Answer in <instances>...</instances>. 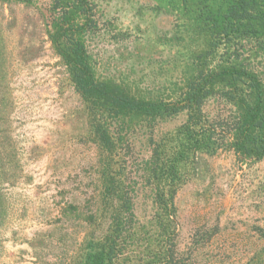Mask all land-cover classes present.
Wrapping results in <instances>:
<instances>
[{
    "label": "rangeland",
    "instance_id": "obj_1",
    "mask_svg": "<svg viewBox=\"0 0 264 264\" xmlns=\"http://www.w3.org/2000/svg\"><path fill=\"white\" fill-rule=\"evenodd\" d=\"M90 1L97 28L85 43L95 77L175 99L191 51L204 47L188 13L171 0ZM47 2L0 0V264H94L97 242L120 209V197H104L87 103L49 37ZM246 62L264 78V52ZM222 107L210 97L202 108L213 116ZM185 119V111L158 115L128 135L135 162L129 176L137 180L131 220L142 245L117 251L114 263L144 264V255L160 252L165 264H264V157L222 147L182 163L175 229L162 230L138 168L150 155L149 138Z\"/></svg>",
    "mask_w": 264,
    "mask_h": 264
},
{
    "label": "trees",
    "instance_id": "obj_2",
    "mask_svg": "<svg viewBox=\"0 0 264 264\" xmlns=\"http://www.w3.org/2000/svg\"><path fill=\"white\" fill-rule=\"evenodd\" d=\"M2 1L32 4L37 0ZM171 1L193 19V32L204 47L191 51L176 86L177 96L170 101L133 93L116 80L95 77L85 43L97 28L92 1L47 2L49 37L69 65L71 81L87 103L88 140L99 152L104 197L112 201L121 198L110 234L97 242L94 264H115L117 251L142 245L131 220L130 190L137 180L129 176L135 162L130 159L133 149L128 135L137 125L158 115L186 112L185 121L174 130L158 140L149 138L150 155L142 161L137 175L159 211L162 230L170 234L175 229L173 200L183 181L182 163L197 153L213 154L222 147L247 158L264 157V78L246 62L253 54L264 52V0ZM59 40L63 41L60 47ZM210 97L223 104L213 116L202 108ZM161 242L166 250L170 248ZM141 253L138 251V256L142 257ZM166 256L161 257L160 252L154 259L144 255V264H165Z\"/></svg>",
    "mask_w": 264,
    "mask_h": 264
}]
</instances>
